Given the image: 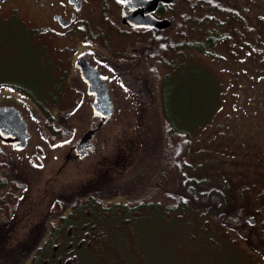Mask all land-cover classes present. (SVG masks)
I'll return each mask as SVG.
<instances>
[{
	"label": "rangeland",
	"instance_id": "obj_1",
	"mask_svg": "<svg viewBox=\"0 0 264 264\" xmlns=\"http://www.w3.org/2000/svg\"><path fill=\"white\" fill-rule=\"evenodd\" d=\"M213 1L220 10L212 15L198 10L195 30L183 34L193 44H202V51L185 49L176 58L175 70L159 63L154 72L142 63H127L116 54L122 44H110L108 55L99 51L95 63L107 75L115 114L99 134L104 148L69 164H64L65 155L88 129L92 101L77 69L72 72L68 63L73 52L60 54L57 42L47 44L53 59L45 65L46 74L24 26L30 25V0L12 2L21 8V19L0 21V106L13 105L21 112L31 139L22 152L0 142L5 165L1 176L12 184L17 201L9 215L0 212V264H45L55 246L45 241L47 233L62 231L65 236L70 227L77 241L65 239L64 248L82 243L73 264L260 262L256 251L240 244L213 216L192 208L175 212L165 191L157 189L161 177L176 182L164 161L165 117L191 132L188 163L200 165L204 179L220 174L233 196L264 200V0ZM223 6L231 13L220 14ZM176 29L167 37L178 40ZM68 46L82 50L80 44ZM120 61L126 67L115 64ZM155 61L149 59L152 66ZM63 71L69 77V93L73 87L80 94L73 91L74 97L57 100L45 87L57 86ZM43 100V109L55 118L52 127L42 115ZM173 187H168L170 192ZM4 195L6 189L0 199ZM95 198L102 199V205L87 203ZM235 200L244 203L242 197ZM80 202L88 206L74 220L67 210L55 211L59 203L64 208ZM250 206L246 218L255 217L264 229V208Z\"/></svg>",
	"mask_w": 264,
	"mask_h": 264
},
{
	"label": "flooded vegetation",
	"instance_id": "obj_2",
	"mask_svg": "<svg viewBox=\"0 0 264 264\" xmlns=\"http://www.w3.org/2000/svg\"><path fill=\"white\" fill-rule=\"evenodd\" d=\"M13 1L24 2V0H0V21L9 22L11 19H15L16 21L21 19V8L18 5H13ZM203 1L204 0H30L29 9L32 12V14L30 13L28 21L30 25L24 26L31 33L32 40L30 41V46L33 50L39 51V53H37L39 61L44 65L46 74L48 69L45 65L49 59H53L49 51L50 46L47 44L57 42L60 46L57 45L56 50L60 54L67 53L69 50L73 52L72 57L69 59L67 58L69 61L68 63L71 66L73 65L72 72H75L77 69L78 72L76 71V75L86 87V92L92 101L90 107L93 111L95 96L88 93L89 86L82 78L80 67L82 69H87L89 64L92 69L98 70L100 76L108 82L104 69L98 65L99 63H95V60L98 61L99 51L104 55H108L106 50L111 48L110 44H122L121 50L118 49L116 53L121 56V60L134 64L145 63V60L148 59V54L151 55L154 53L155 45L162 44L163 40L170 32H173L174 28L176 29L178 24H185L183 22L185 21V17L195 16L198 11L196 4L202 3ZM125 7L130 8L127 14L131 16L138 25L129 26L123 22ZM166 20L170 21L171 25L162 29L149 25L150 23L156 24L165 22ZM22 22L24 23L25 21ZM17 25L18 24H15L13 27L16 28ZM41 38H45L46 42L39 41ZM70 43L80 44L82 50L79 49V47L78 49L69 48L68 44ZM41 44L46 45L40 49ZM95 44H101L102 47L100 45L96 47ZM130 44L136 45L131 46ZM42 50H44V52H42ZM125 62L123 63L120 61L115 64L121 67L124 66L122 64H126ZM112 67L115 68L116 66ZM117 68L118 67H116V71ZM49 72L52 74L51 70ZM62 73L63 78L57 82V86L49 87V85H47V88L45 87V92L46 90L52 91L51 94L53 98L57 100L67 94L74 97L72 94L73 91L76 95L77 93L80 94V91L73 87H71L72 91L69 93V77L66 71ZM64 76L66 77L64 78ZM51 77L50 75V78ZM110 94L112 95V92ZM44 102L45 100H43V106ZM77 103L78 108L81 106V104L79 105L80 100H78ZM100 121L98 117L92 115L88 129H97ZM102 129L97 131L92 139L94 150L89 156L85 159H80L76 156L73 150V144L78 141L77 139L69 147L65 155L64 164H69L71 161H84L91 155L102 150L105 145V141L101 139L99 135ZM74 215L76 216V214ZM63 216L67 217L66 215ZM75 216L72 218L73 220ZM75 236L76 230L70 227L65 236L62 231H60L58 234H52L51 238L49 237L48 240L46 239L45 241H52L55 246L53 250L49 252V260L46 261L45 264H73L78 250L82 249V243H78L75 249H73L75 242L70 244L66 249L64 248V244L66 243L65 239L75 240ZM256 253L260 256V262L258 264H264V253ZM64 259L67 260L64 262Z\"/></svg>",
	"mask_w": 264,
	"mask_h": 264
},
{
	"label": "trees",
	"instance_id": "obj_3",
	"mask_svg": "<svg viewBox=\"0 0 264 264\" xmlns=\"http://www.w3.org/2000/svg\"><path fill=\"white\" fill-rule=\"evenodd\" d=\"M209 1L210 2L207 4H203V2L200 4H196V7L199 11H201L202 9H207V11L210 12L209 15H212L218 9L220 10L219 2L215 3V1L213 0ZM222 5L223 3H221V6ZM222 8L223 10L221 9L220 14L227 15L231 13L230 11L226 12L224 6ZM184 19L185 21L183 22L185 24L182 23L176 29L178 30L177 33L180 34L178 35L179 38L177 37L178 40H172L174 37L171 36L172 39L170 37H166L163 40L162 44H156L154 47V53L151 55L148 54V59L145 60L144 64H142L145 69L157 72V66L160 63L165 65L169 70H175L176 68L174 64L176 58L179 55L185 54V49L196 47L200 51H202V44H193V41H190L185 36L183 37V34L185 35V32L195 30L198 17H196L195 15L185 17ZM203 21L204 20H202L200 23H203ZM191 22L195 24V27L192 28L189 26L192 24ZM215 41L217 40L215 39ZM208 43H210L209 45L212 48L215 47L216 42L209 40ZM149 59H152L154 61L156 59L157 61H155L152 66L149 63ZM123 67H126V65H124ZM166 76L167 74L164 76L167 79ZM40 107H42V115L46 121L47 126L52 127L53 122L55 121L53 114L50 113L49 110L43 109V105H40ZM163 123L166 156L164 161L166 163V168L173 173L176 182L170 179L161 180V177L157 184L158 187H156L163 192L165 191L164 198L166 201L171 200V204H169L168 207L170 209H173V211L175 212H178V210L182 209L192 208L195 211L200 210L204 212V214L207 216H213V219H215L219 224H222L225 230L231 233V235L234 236L240 244H244L246 248L253 249V251L263 252L264 249L263 251L261 250L262 247L264 248V229H259L258 222L255 227H250L246 223L245 218L249 215L248 213L250 211L251 204L255 206V208H264V200H262L261 202H259L257 199L248 201L246 199L247 197L241 194L236 197L233 196L227 184L223 182V178L220 174H215L209 179H204L199 172L200 165L192 166L190 165V163H188V154L190 153L191 148V132L186 128L177 126L174 121L165 117ZM2 156L3 153L0 151V194L1 190L6 189L7 195H4L3 199H0V212L9 215L11 204L17 202H15L16 192L13 189L12 184L8 183L7 180H5V178L1 176V170L5 166L2 162V160H4ZM1 162L3 164H1ZM194 168H198V170ZM206 181L209 182L207 185L205 184ZM168 187H173L174 190L170 192ZM10 197L12 198L9 200ZM240 197H242V201L244 203L236 202L235 198ZM101 200L102 199L95 198V201L87 200L90 201L87 203L91 205L93 203H96L95 205L98 207V205H102ZM142 201H144V199ZM87 203H75L73 206L67 205L64 208L59 203L60 207H58L55 211L67 210L69 213L71 212L73 214H76L81 208H85L84 206L87 207ZM136 206L137 207L135 208L139 207V205ZM126 207L130 208L129 205H127ZM261 227L264 228V224H262ZM49 231L52 232V229L50 228ZM47 235H49L48 237L51 238L52 234L48 232ZM37 251H39L40 253L41 249H38ZM35 259L37 260V258Z\"/></svg>",
	"mask_w": 264,
	"mask_h": 264
},
{
	"label": "water",
	"instance_id": "obj_4",
	"mask_svg": "<svg viewBox=\"0 0 264 264\" xmlns=\"http://www.w3.org/2000/svg\"><path fill=\"white\" fill-rule=\"evenodd\" d=\"M130 8L124 9L123 22L129 26H136L134 19L127 14ZM149 25L157 28H165L171 25V22L166 20L161 23H150ZM83 60V59H82ZM81 60V61H82ZM81 69L82 78L88 84V93L95 95V103L93 104L94 115L101 118V122L97 129L90 128L84 135L73 144V150L80 159L85 158L94 150L92 139L97 130L101 129L107 122L112 119L115 114V104L110 96L109 86L100 77V73L96 69H92L89 64L87 69ZM30 138L28 126L23 120L20 112L13 107H0V141L3 145H11L14 150L22 151L26 148ZM246 222L250 226H255L257 220L255 217H247Z\"/></svg>",
	"mask_w": 264,
	"mask_h": 264
}]
</instances>
